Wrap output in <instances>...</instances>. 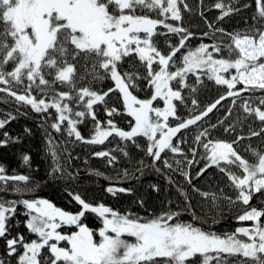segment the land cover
<instances>
[{
	"label": "trees",
	"instance_id": "obj_1",
	"mask_svg": "<svg viewBox=\"0 0 264 264\" xmlns=\"http://www.w3.org/2000/svg\"><path fill=\"white\" fill-rule=\"evenodd\" d=\"M89 1L112 25L104 26L106 35L99 41L92 37L80 44L75 38L82 36V27L57 2L0 0V119L16 116L0 130V140L8 141L0 146V167L5 169L0 203L11 208L22 199L43 198L78 214L83 208L74 197L79 195L132 221L163 216L168 224L234 235L235 217L251 209L264 211V185L251 191L244 183V164L255 168L264 158V85L238 79L244 64L264 61V52L244 61L234 44L235 36L257 38L264 30V0ZM14 6L29 12L46 9L54 32L33 70L21 65L15 47L7 15ZM121 16L134 23L119 20ZM110 38L118 44L115 53L104 42ZM4 132L10 135L4 137ZM218 142L231 145L236 156L213 162L211 147ZM57 164L59 172L54 171ZM21 176L30 179L21 181ZM24 185L31 194L15 192ZM242 192L250 203L242 200ZM177 212L185 214L169 222ZM5 215L11 217V231L0 239V258L7 264L8 238L22 234L24 242L40 241L26 227L36 213L20 206ZM214 220L218 223L210 228ZM79 223L94 235L75 225L58 231L86 232L97 242L103 218L87 212ZM72 242H57L55 249L50 242L43 258L52 250L66 260L60 264H71L63 253ZM206 261L264 264V254L195 249L179 264ZM11 264H18V256L11 257ZM139 264L177 263L151 255Z\"/></svg>",
	"mask_w": 264,
	"mask_h": 264
},
{
	"label": "rangeland",
	"instance_id": "obj_2",
	"mask_svg": "<svg viewBox=\"0 0 264 264\" xmlns=\"http://www.w3.org/2000/svg\"><path fill=\"white\" fill-rule=\"evenodd\" d=\"M117 1L123 2L126 0ZM51 2H57L59 6H62L64 11L72 12L70 13L72 20L82 27V36L75 38V41L80 44L92 41V37L99 41L101 37L106 35L105 30L107 27L104 28V26L112 25V21L103 17V11L94 7L89 0H50V3ZM44 12L35 15L42 18L45 16ZM7 15L14 26V32L16 34L15 47L22 54L21 65L23 64V67L33 70V64L40 61V59H38L37 48L34 47L31 49V43L32 45L39 43L40 37L34 38L31 31L27 35L28 29H26V27H30L29 25L32 24L34 15L16 6L10 8ZM119 20H123V22L127 23H134V21H131V19L125 16H121ZM46 32L48 35L52 33V30L49 29ZM104 42H106L110 48L116 46L112 38ZM234 44L238 48L244 61H254L264 52V30L257 38H252L250 36H235ZM243 66L244 69L240 70L238 73V79L241 82L245 84L264 85V61L253 63L250 66L246 63ZM131 110H134V107H131ZM233 155L236 156L233 147L227 143L218 142L214 143L211 147V159L213 162L228 160L230 156ZM244 169V183L247 189L255 191L264 185V158L257 167L251 168L244 164ZM248 197L249 195L246 192H242V200L246 201ZM256 211L259 210L251 209L242 214L245 216L251 214L254 219L251 224L245 222L240 225L242 230L247 229L246 232L242 231L239 235H233V238L237 241L235 248H225V246L220 245L221 248L229 251H240L246 254L256 251H260L264 254V226L259 224V217L256 216ZM120 217L119 215L115 217L117 223L111 225L114 231L107 233L104 238L99 236L100 229L98 230L97 242L93 243L94 240L90 235L86 234V232H84V234H78L77 232L76 234H78V236L76 241L72 242L67 252L64 251L63 256L67 258L71 264H81L83 261L99 259H102L106 264L109 259L112 261V264H139V261L145 257L163 255L173 259L179 264L186 256L191 255L195 249L211 250L214 246V244L202 245L198 243L190 231H184V228L187 227L184 225L168 224L166 221L162 220L137 222L129 219L121 220ZM107 218L111 219L112 217L109 214ZM153 221H159L160 228L150 227ZM257 224H259V229H257ZM178 225L179 228H177ZM165 229H167V231H165ZM128 231L135 232L138 236L143 238L136 239L133 236L123 234ZM82 237L88 240L86 247H81L79 245V241ZM115 240H123L125 243L122 246H118L116 251L111 253L110 257H106V249L110 243Z\"/></svg>",
	"mask_w": 264,
	"mask_h": 264
},
{
	"label": "snow or ice",
	"instance_id": "obj_3",
	"mask_svg": "<svg viewBox=\"0 0 264 264\" xmlns=\"http://www.w3.org/2000/svg\"><path fill=\"white\" fill-rule=\"evenodd\" d=\"M39 111V110H37ZM16 119V116L12 115L9 120L0 119V130L4 129L6 125L10 122V120ZM25 131H30L25 128ZM4 137H8L10 134L8 132L3 133ZM7 140H0V146H5L7 144ZM51 146V142L48 141ZM51 150V148H50ZM53 161L55 162L56 152L52 150ZM30 157L25 155L23 157L24 163L27 164L29 162ZM60 165L57 164L54 171L59 172ZM5 169L0 167V173H4ZM99 175V173H98ZM21 181H29V176H21L19 177ZM7 191V189H5ZM120 192L130 193V189L120 188ZM15 192H23V193H32V189L27 185H24L22 188H17ZM15 192H9V195H15ZM106 192L115 195L111 188H106ZM206 195V194H205ZM75 201H77L83 208V211H80L78 214H71L67 211L61 210L59 207L54 206L47 199H22L18 203H15L13 207L8 208L5 207L4 203H0V239L5 238L11 231V227L8 226L7 221L11 219L10 216L5 215V213H15L16 207L23 206L28 212H34L36 215H33L31 219L27 220L26 227L29 230L30 234L37 235L39 237V241L32 240L31 242H24L23 235L21 234L17 238H8L6 240V248L8 251L9 260L7 264H11V257L18 256V264H48V259L51 260V264H60L61 261L66 262V260L60 256H57L54 251L50 250L48 259L43 258L44 250L49 246L50 242L52 244V248L55 249L58 247L57 242L67 241L71 244L72 236L76 235V233H72L71 235H63L58 229L61 228L62 225H75L81 231L87 229L88 232L92 235L93 232L89 230L88 227L80 224L81 218L86 215L87 212H91L93 214H97L98 217L103 218V227L99 230V236L104 238L105 235L109 232H113L114 229L111 227L112 224L117 223L115 217L119 215V213L113 210L109 206H105L103 203H100L98 206H92L90 203L85 202L79 195L74 197ZM143 203L142 201L140 202ZM250 203L249 201H245V204ZM111 215V219L107 218V215ZM185 213L177 212L174 216L168 217L169 222L176 219L177 216L184 215ZM130 215V214H128ZM256 216L260 218L261 221H264V211H256ZM57 218L61 223H56ZM121 220L127 219V216H121ZM142 220V218H140ZM163 220V216L160 217ZM235 222L237 223V227L233 230V232L237 235L241 234L242 231L246 232L247 229H241L239 225L248 222L252 223L254 217L251 214L245 216L240 215L235 217ZM217 221H213V224L209 227H215ZM15 226V225H12ZM153 228H160L159 221H153L150 225ZM179 228V225L177 226ZM257 229H259V224H257ZM167 231V229H165ZM185 232H191L196 239V241L202 245L214 244L211 248L212 251H223L224 248H221L220 245L225 246V248H235L237 241L233 238L232 233H228L227 231L221 234H217L215 231H211V233H205L201 231L199 228L191 227V225L184 228ZM124 235L133 236L136 239H142L137 235V233L128 231L123 233ZM55 241V242H52ZM94 243V241H93ZM123 240H115L110 243L108 248L105 251V256L110 257L111 253L116 251L118 246L124 245ZM88 244L87 238L82 237L79 241V245L81 247H86ZM22 248V254H21ZM0 264H6V262L0 258ZM107 264H112V261L109 259ZM207 264V261L205 262Z\"/></svg>",
	"mask_w": 264,
	"mask_h": 264
},
{
	"label": "flooded vegetation",
	"instance_id": "obj_4",
	"mask_svg": "<svg viewBox=\"0 0 264 264\" xmlns=\"http://www.w3.org/2000/svg\"><path fill=\"white\" fill-rule=\"evenodd\" d=\"M46 1L48 3H50V0H45L44 2L46 3ZM49 5L50 4H48V6ZM20 9H22V8H20ZM44 11H46V9L43 10V12ZM40 12H41V10H39V9L31 12V15H34V17L32 18V24L29 25L30 27H26V29H28L27 35L31 31V34L33 35L34 38L40 37L39 43H36L35 45H32V43H31V49H33L34 47L37 48V53H38V57H39L38 59H40V61H41L44 57L45 52H46V48L49 46V44L51 43V41L54 38V32L52 31V33L47 35L46 31L49 30V25H48L49 22H48V19L46 18V16L40 18L39 16L35 15L37 13L39 14ZM114 47H115V49H114ZM114 47L110 48L109 45L107 44V49L109 51H111V53L112 52L115 53L118 50V44L116 43V46H114ZM40 61H37L35 64L36 65L39 64Z\"/></svg>",
	"mask_w": 264,
	"mask_h": 264
}]
</instances>
